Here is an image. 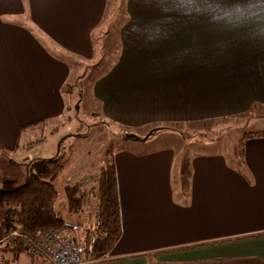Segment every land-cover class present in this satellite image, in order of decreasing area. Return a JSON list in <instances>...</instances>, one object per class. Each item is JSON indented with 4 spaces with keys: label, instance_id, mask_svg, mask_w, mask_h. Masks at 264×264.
Masks as SVG:
<instances>
[{
    "label": "crops",
    "instance_id": "obj_1",
    "mask_svg": "<svg viewBox=\"0 0 264 264\" xmlns=\"http://www.w3.org/2000/svg\"><path fill=\"white\" fill-rule=\"evenodd\" d=\"M178 3L179 0H130L133 22L150 25L142 32L133 29V22L125 28L126 50L138 56L202 55L195 44L199 45L203 35L215 29L217 23L205 16L184 15L177 9ZM48 5V11L34 9L35 20L63 47L80 52L79 57L88 55L90 28L98 23L105 0H48ZM199 23H204L203 29L196 28ZM6 37L9 46L0 49V136L12 116L23 120L26 114L36 117L32 111L40 108L52 117L59 116L64 107L59 88L63 93L68 85L64 82L68 76L64 61L49 57L24 31L7 26ZM32 68L42 73L29 71ZM132 70L147 71L148 67ZM205 71L209 70L202 73ZM197 77L195 73L189 80ZM102 87L114 103L127 104L126 116L121 114V105L115 107L113 116L135 125L152 118L179 123L210 117L224 119L264 109V82L119 79L104 82ZM251 119L258 120L253 121L251 131L264 130V124L256 126L264 122V112L253 114ZM180 139L183 137L178 132L177 146L182 154L175 171V153L166 147L147 149L113 162L121 235L105 262L94 264H264V137L245 138L238 162L222 152H193L192 146ZM102 162L94 161L92 169L83 163L76 166L74 176L67 178H77L75 185L64 186L72 191L67 196L69 208H58L67 225L62 232L75 238L81 249L90 247L95 237L98 199L87 198L82 205L77 199L82 186L88 184L89 174L94 177L92 183L96 181ZM12 227L13 223H7L1 228L0 239ZM0 264L51 263L25 251L13 258L10 249L1 248Z\"/></svg>",
    "mask_w": 264,
    "mask_h": 264
},
{
    "label": "rangeland",
    "instance_id": "obj_2",
    "mask_svg": "<svg viewBox=\"0 0 264 264\" xmlns=\"http://www.w3.org/2000/svg\"><path fill=\"white\" fill-rule=\"evenodd\" d=\"M34 9L48 11V0H0V49L9 46L6 37L9 26L24 31L52 59L64 61L68 69L64 82L68 85L63 88V93L59 88L64 107L62 113L55 117L40 108L32 111L36 117L26 114L28 116L24 120L12 116L6 121L4 133L0 136V190L24 183L28 161L58 156L62 168L52 179L57 191L53 206L55 210L60 205L66 209L70 205L67 196L72 191L64 186L75 185L77 178L71 181L67 178L74 176L76 166L82 163L92 169L95 167L94 161H103L105 165L117 162L122 157L128 159L135 153H144L147 149L166 147L175 153V171L182 154L177 146L178 132L183 137L181 142H188L193 152H222L234 162L240 160L241 133L253 132L252 124L258 120L250 118L255 113L264 112V109L224 119L210 117L179 123V120L152 118L135 125L113 116L116 115L115 107L119 105L123 108L121 114L126 116L124 108L127 110V104L114 103L102 84L119 79L121 82H264V41L246 40L245 29L217 24L215 29L203 35L199 45L195 44L203 51L202 55L138 56L126 50L123 38V31L135 17L130 11V0H105L98 23L90 28L91 52L79 57V51L76 53L63 47L49 35L35 20ZM131 25L134 30L142 32L148 29L150 22L134 21ZM186 25L189 30V25ZM196 28L203 29L204 23L197 24ZM129 48H134V45L129 44ZM177 49L173 47L174 51ZM144 66L148 67L147 71L132 70ZM203 70H209L211 74L209 71L202 73ZM29 71L42 73V70L35 68ZM195 73H198L197 79L189 80V76ZM25 120L30 121L19 125ZM262 124L264 122L260 121L256 126ZM146 135L147 138L143 140ZM197 142L201 144L196 145ZM205 142L209 147L205 146ZM187 153H191V150ZM93 179L92 175L87 176L88 184L82 186L81 196L77 197L79 204L82 205L87 198L97 201V187L95 182L92 183ZM7 223L12 224L7 207L0 205V229L5 228ZM1 248L10 249L13 258L22 251L13 250L7 245ZM79 250L82 262H89L81 247Z\"/></svg>",
    "mask_w": 264,
    "mask_h": 264
},
{
    "label": "trees",
    "instance_id": "obj_3",
    "mask_svg": "<svg viewBox=\"0 0 264 264\" xmlns=\"http://www.w3.org/2000/svg\"><path fill=\"white\" fill-rule=\"evenodd\" d=\"M249 137H264V130L243 133L239 142L240 158L243 155L244 140ZM61 168L62 163L58 156L30 160L26 164L24 183L0 191V205L7 207L13 223L12 228L18 229L22 236L30 238L37 236L46 228L53 227L62 231L67 227L61 211L55 210L53 206L57 191L52 179ZM96 177L98 206L95 237L89 248L81 249L85 259L89 261L85 264L105 262V258L121 235L117 180L113 162L100 167ZM11 249L21 248L16 245Z\"/></svg>",
    "mask_w": 264,
    "mask_h": 264
},
{
    "label": "clouds",
    "instance_id": "obj_4",
    "mask_svg": "<svg viewBox=\"0 0 264 264\" xmlns=\"http://www.w3.org/2000/svg\"><path fill=\"white\" fill-rule=\"evenodd\" d=\"M177 9L228 28H243L251 39L264 41V0H179Z\"/></svg>",
    "mask_w": 264,
    "mask_h": 264
},
{
    "label": "built area",
    "instance_id": "obj_5",
    "mask_svg": "<svg viewBox=\"0 0 264 264\" xmlns=\"http://www.w3.org/2000/svg\"><path fill=\"white\" fill-rule=\"evenodd\" d=\"M13 248L45 257L51 264H85L79 244L70 236L56 228H46L37 236L26 238L18 229L10 230L0 241V246Z\"/></svg>",
    "mask_w": 264,
    "mask_h": 264
},
{
    "label": "water",
    "instance_id": "obj_6",
    "mask_svg": "<svg viewBox=\"0 0 264 264\" xmlns=\"http://www.w3.org/2000/svg\"><path fill=\"white\" fill-rule=\"evenodd\" d=\"M151 133H152V132H150L149 134H151ZM149 134H148V135H149ZM148 135H146V136L143 138V140L146 139ZM128 137H133V135H128ZM0 191H1V190H0Z\"/></svg>",
    "mask_w": 264,
    "mask_h": 264
}]
</instances>
